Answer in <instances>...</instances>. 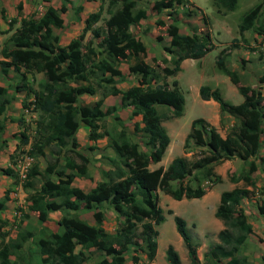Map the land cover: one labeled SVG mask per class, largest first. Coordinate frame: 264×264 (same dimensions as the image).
<instances>
[{"label":"trees","instance_id":"obj_1","mask_svg":"<svg viewBox=\"0 0 264 264\" xmlns=\"http://www.w3.org/2000/svg\"><path fill=\"white\" fill-rule=\"evenodd\" d=\"M68 1L62 0L59 9L49 5L38 17L35 14L21 17L19 27L3 43L0 49V74L7 76L12 70L19 76V81L14 85L10 82L7 88L0 86V117L12 99L9 89L24 93L22 110H30L37 115L33 129L25 125L21 118L12 120L18 121L22 127L20 145L27 146L22 152L33 158L23 189L28 192L29 209L38 213V221H45L49 211L62 208L77 210L83 203L84 208L94 210L95 224L90 225L77 216L63 215L59 220L60 231L39 238L35 242L36 253L26 257L20 249L32 232L19 227L16 236L9 237V231L4 229L8 221L0 219V264H19L20 261L26 264H87L90 248L105 255L99 263L92 264H124L125 254L130 250L133 262L139 260L140 251L151 263L158 246L159 231L156 227L165 221L158 191L175 200L200 198L207 192L201 186V180H196L195 185L184 181L195 172H204L205 180L219 183L222 178L214 172V166L233 157L245 162L246 169L229 179L232 182L242 181L243 186L220 194L215 217L221 220L223 227L217 234L218 241L212 243L204 253V260L205 264H253L241 254L243 244L253 232L241 203L256 192L252 177L258 167L256 160L264 163V156H259V149L264 144V138L261 139L264 135V92L240 83L237 71L226 62L232 49L222 48L216 55V67L236 85L243 100L237 104L231 103L223 98L218 88L204 84L199 86V96L202 100L213 99L219 104L221 122L225 113L234 116V126L223 137L205 119H194L183 148L186 151L189 143H193L200 149L191 157H174L167 167L150 169L149 164L161 161L170 143L169 134L162 123L183 115L185 96L177 79L168 83L167 74L163 73L155 59L153 64L144 61L147 47L130 31L132 26H138L147 17L146 9L138 5L142 0H107L108 17L103 19L101 25L97 26L96 23L102 19V5L85 19L80 36L90 31L91 37L84 42L77 37L63 46L54 28L63 27L61 13L66 10ZM213 1L218 10L227 12L236 10L238 6V0ZM182 3L183 0H154L153 5L157 12H161L164 9L172 11ZM20 9L21 4H18L19 13ZM80 9L81 6H78L77 10ZM1 13L3 15L4 10ZM263 13V4L248 9L240 19L239 38L235 40L246 41L244 32L252 28ZM176 20L175 17L172 21ZM15 21V18L9 21V30ZM173 22L166 28L169 43L163 47L170 54V59L164 58L162 61L172 63L171 73L176 75L184 59H200L213 47L208 32L188 35L181 33ZM257 29L262 32L263 26ZM120 62L128 63L131 73L143 77L141 85H132L125 90L116 86L115 77L123 80L122 72L117 68ZM36 74H42V77L36 80ZM260 81H264V78ZM97 92L102 98L120 95L122 107H131L134 115H142L143 126L135 123L133 131L140 133L142 141L149 148L148 153L140 149L126 129L100 124L111 110L103 111L99 106L79 103L81 94L93 95ZM79 118L87 120L92 134L108 135L112 148L121 160L118 165L113 162L114 168L104 172V179L87 192L72 186L76 176H88L89 158L77 150L79 144L75 138ZM115 118H118L117 115ZM102 126L106 128L97 133ZM4 130L5 123L0 119V149L5 145L2 139ZM46 148L57 157L49 159L46 168L41 170L38 158L44 156ZM60 156L62 164L59 163ZM13 158L14 155L10 154L12 164L15 163ZM0 174L14 180L17 177L10 166L0 168ZM53 176L57 181L52 179ZM173 181L178 182L176 187L172 185ZM37 182L40 183L38 187ZM259 192L261 198L257 209L264 218V187ZM7 200L8 196L5 195L0 201V211L5 209ZM104 202L122 217L112 234L103 228L101 205ZM168 213L171 214V210ZM174 222L190 264H200L197 246L192 242L186 221L174 215ZM77 246L81 247L78 251ZM11 256H15V259H11ZM35 257L41 259L35 260ZM165 257L170 264H181L179 254L171 244L165 250Z\"/></svg>","mask_w":264,"mask_h":264},{"label":"crops","instance_id":"obj_2","mask_svg":"<svg viewBox=\"0 0 264 264\" xmlns=\"http://www.w3.org/2000/svg\"><path fill=\"white\" fill-rule=\"evenodd\" d=\"M18 4H21L20 13L17 10ZM49 5L53 6L56 9H59L62 5V0H48V1L46 0H0V49L3 43L14 32V30L17 27H19L21 17H29L32 14H35V17H38L45 11L46 7H48ZM101 5L103 7L101 18L102 17L107 18L108 14L104 16L106 12V3H103L101 0H80L79 4H74V0H69L66 4V10L61 13V16L64 20L63 27L59 29L54 28V31L59 35V43L64 46V45L69 44L72 40L79 37L81 33L83 32V28L85 26V19L87 18V16L90 13L97 12L100 9ZM138 5L140 6L141 4L138 3ZM78 6H81L80 10H77ZM1 10H4L3 15L1 13ZM13 18H15L16 21L13 23L12 29L9 30V21ZM257 20L255 21V24L252 28L244 32V38L246 40L245 42H248L250 45H254L255 43L260 44V42L264 43V33L261 31H258L257 29L260 27V25H262L261 20L260 22H257ZM142 24L143 22L141 21L139 26ZM133 27H136V26H132L130 28L131 33L135 37L143 41V43L147 47V54L150 55V53L148 52L149 47L146 43V40L141 35H135L133 33ZM179 29L181 33H185L188 35H191L192 33H198V32H195L193 29L191 30L189 29L183 30L181 28ZM90 35H91L90 31L86 32L84 35L85 40L89 39ZM94 46H96L95 41H94ZM238 50H239L238 48H235L232 51L231 56H233V58H234V53L238 54ZM253 55H255V50H253L252 52H250L249 55H247V59H251L252 57H255ZM163 56L166 57L167 60L170 59L169 55L167 56L163 54ZM205 56H203L200 59H190V58L184 59L180 64L181 70L178 72V74H180L181 71L183 70L184 62H186L187 60H194V62L197 60L200 61V60H203ZM1 58L2 56L0 53V59ZM144 61L149 63V56L145 57ZM232 64L236 66L237 62L233 61ZM117 68L122 72V75H123V80H121L122 78L120 77H115L116 86L118 88L125 90L132 85L142 84L143 77L139 74L131 73L129 71L128 63L120 62L117 65ZM36 77L40 79L42 77V74H36ZM174 79H177V77ZM18 81H19V76L12 70L9 71L7 76H3L0 74V86L7 88L9 87L10 82L13 83L14 85ZM167 81L168 83H170V80H167ZM222 81L224 83L228 81V83H231L237 89L236 85H234L230 81L229 77H228V80H225L224 78ZM123 83L125 85H123ZM219 85H220L219 83H215L214 87L212 88H218ZM234 87H232V89L235 91ZM198 92H199V87H198ZM8 93L11 95L12 99H11V102L7 105V108L4 111V113L0 117V119L5 123V130H4L2 139L5 140V142H7L6 145H3V150L0 151V168L10 166L17 176L16 166L15 164L11 163L10 154H12L13 151H15L17 147L20 145V142H18V138L13 136V131L14 130L21 131L22 127L20 125L18 126V124L16 123L17 121L12 120V119L15 118L19 112H22V117H25L26 116L25 112L27 110H24V111L22 110L21 102H22V99L24 98V93H16L14 92L13 89H9ZM79 103L81 105L99 106L103 111L107 109L111 110V113L104 118V119H107L106 127L112 126L115 129H120V128L126 129L130 133L132 140L138 142L140 149L143 150L144 152H147V153L149 152V148L142 141L140 137V133H134L133 131L135 123L139 124L140 127L143 126L142 115L140 113L134 115L132 113L131 107H122L120 95H108L102 98L99 92L93 95L84 93L79 96ZM203 103L209 105L211 112L209 113V111H206L205 116L198 117V118H203L206 121H208L211 125L217 128L221 136L225 137L226 134L234 126L235 117L225 113L224 120L223 122H221L219 104L213 99L203 100ZM185 109H186V100H185ZM115 115H117L118 117L117 119L115 118ZM180 117L171 118L170 121H174V120L177 121ZM162 124L165 126L169 134V137H170V143L165 150V152H167L168 150L169 151L171 150L173 140H172V137L170 136V132L168 130L167 125L164 122ZM103 127L105 126L99 127L96 132L97 133L103 132V129H104ZM75 138L79 144V146L77 147V150H80L86 157L89 158V163L87 166L88 176L87 177L76 176L72 181V186L81 188L83 191L87 192V191H90L93 187H95L98 182L104 179V176H103L104 172H107L114 168L115 165L113 162H115L118 165V164H121V160L116 155L114 149L112 148L109 136L106 134L102 136H97L95 134H92L87 125V120L84 118H79V127L75 133ZM263 138H264V135L261 137V139ZM21 155L26 156L27 154L23 153ZM180 155H186L183 151V141H182V149H181ZM2 156H3V162L1 161ZM259 156H264V144H262V146L259 149ZM54 157H57V155L51 154L50 149L46 148L44 156H41L38 158L39 167L41 168V170L46 168L48 164V160L54 159ZM172 159L171 158L169 159V163L171 162ZM59 163L60 164L63 163V159L61 156L59 158ZM161 163H162V159L161 161L157 163H150L149 168L155 169V168H158L159 166H163V167L168 166V165L167 166L162 165ZM256 163L258 164V167H257V170L253 173L252 177L256 183V188L259 189L260 186H258L257 184L258 179H256L257 177L256 173H259L261 175L262 180L264 182V163L260 164L258 159L256 160ZM235 166H239L240 172L246 169L245 162H243L237 157H233L231 159L225 160L215 165L213 170L216 174L221 176L222 181H227L226 180L227 172L235 171L236 170ZM52 179L54 181H57V178L55 176H53ZM212 184L213 185L211 189L206 188L207 192L205 193V195L202 196V198L203 200L206 198L209 199V202L212 205V212L214 213V216H215V210L219 202L220 194L225 190H222V191L215 190L218 184H222L220 182L212 183ZM39 185L40 183L37 182L36 187H38ZM201 186L204 187V183L201 182ZM227 186H228L227 190H230L236 186H243V182L242 181H237V182L228 181ZM257 189H256V192H258ZM0 190L6 191L11 197L10 200L8 199L6 201L5 209L0 211V214L2 216V217L0 216V219L8 221V225H6L4 229L9 231V237L14 238L16 236V232L19 229V227L27 229L30 232H32V236L24 243L23 247L20 249L21 253H23L26 257H29L30 255L36 253L35 242L39 238L49 236L53 233H58L60 231L59 220L62 218L63 215L77 216L78 218L82 219L83 221L87 222L90 225L95 224V219L93 216L94 210L84 208L83 203L80 204L77 210H66L65 208H62L60 210L49 211L47 214V219L45 221L43 222L38 221V213L29 209L30 202L27 200V197H26L28 192L23 189V183H21L18 177H16L14 180V178L12 177L0 174ZM256 192L250 198H244L241 204H242V207L244 209V212L248 220H249V215L253 214L255 218H257V216L261 217V219L263 220V225H264V218L259 214L258 209H257L261 195L260 193H256ZM21 193H23V195H26V196L23 198ZM168 196L165 197V203H163L164 206L162 207V209H164L165 207L167 211L171 210L172 212L171 214H173L174 216L176 215V212L174 211V208L171 206V202L173 200L171 199L172 197L170 198ZM167 200L169 202H166ZM13 206H16L15 207L16 209L15 208L13 209ZM101 209L104 213L103 228L108 233L112 234L117 229L119 222L122 220V217L118 214V212L111 205H109L106 202H104L101 205ZM167 214H170V213H167ZM208 216L209 218L211 217L210 214ZM211 219L215 220V218H211ZM216 221H217L216 224H219L217 227V234H218L219 230L223 227V224L221 220L219 219ZM249 222L251 223V225H253L252 221L249 220ZM252 228L254 230L255 227L252 226ZM80 248H81L80 246H77L76 251H78ZM177 253L179 254L178 251ZM242 253L243 252L241 248V254ZM197 256L200 260V264H205L204 253L202 254V256H200V254H198L197 252ZM138 257H139V260L135 263L130 259V256H128V254H125L124 264H156L155 263L156 256H155V259L151 263L147 262L146 255L143 252L139 251ZM179 257L181 260V264H190L187 250L186 252H183L182 256L179 255ZM36 258L38 260L41 259L40 257H35V260ZM104 258H105V255L102 251H97L94 248H90L89 249V261L87 262V264H92L94 262L99 263ZM11 259H15V257L11 256ZM19 264H26V263L24 261H20ZM163 264H170V263L167 261V262H164Z\"/></svg>","mask_w":264,"mask_h":264},{"label":"rangeland","instance_id":"obj_3","mask_svg":"<svg viewBox=\"0 0 264 264\" xmlns=\"http://www.w3.org/2000/svg\"><path fill=\"white\" fill-rule=\"evenodd\" d=\"M106 2L107 0L103 3ZM153 2L154 0H142L139 2L141 6L146 9L147 17L142 20V25L133 27V33L135 35H141L146 40L149 47L148 52L150 53V55L146 54V57L149 56V63L153 64V59H155L156 64H159L163 73L167 74L166 79L170 80V82L177 77L186 100V109L183 116H181L177 121H164L173 140L171 150L165 152L162 158L161 164L167 166L170 158L172 159L181 154L182 141L184 144V139L189 132L192 120L205 116L206 111H209V113L211 112L209 105L203 103V100L199 96L198 87L200 85L204 84L214 87L215 83H219L220 85L218 86V89L224 99L234 104L240 103L243 100L242 95L238 93L237 89L231 83H228V81L224 83L222 81L224 78L225 80H228V77L225 74H222L216 67V55L222 48L227 47L230 50L232 49L230 51V55L226 57V62L231 69L237 71L240 83L245 85L250 84L256 89L264 92V81H262L263 83L260 81L261 78H264V43L260 42V44L255 43L254 45H250L248 42L235 40L239 38L238 24L243 14L257 4H263L264 10V0H238L237 8L232 12H227L223 9L218 10V7L214 4L213 0H183V3L177 5L172 11L170 9H164L161 12H157L154 9ZM79 3L80 0H74V4ZM107 14L108 13L105 12L104 16ZM175 17L177 20L176 22H173L172 20ZM104 18L105 17H102L96 25H101ZM260 20L263 26L262 32L264 33V13L260 18H258L257 22H260ZM172 22L177 24V26L183 30L193 29L198 33L208 32L212 38L210 44L214 48V50L212 49L206 54L203 60H197L195 61L196 63L194 60H187L184 62L183 70L180 74H174L175 76L171 73L173 68L172 63L162 61L166 58L163 54L170 56L168 52L164 51L163 47L169 43V36L167 35L166 28ZM78 38L82 42L85 41L84 36H79ZM235 48H238L239 50L238 54L234 53L233 58L231 54ZM253 50H255V55H253L255 57L247 59V55H249ZM233 61L237 62L236 66L232 64ZM36 80H38L37 77ZM124 83L123 85H125ZM232 87L235 88V91ZM25 114L26 116L22 117V112H19L15 118H21L24 120L25 125H28L30 126V129H33V125L37 117L36 113L27 110ZM103 121L106 125L107 119H104ZM103 121H101L100 124H103ZM16 123L18 126L20 125L18 121ZM20 132H22V130L13 131V136L18 138V142H20ZM4 144L6 145L7 142ZM26 148L27 146H21L13 151V161L21 159V154L23 153L22 150H26ZM199 149L200 148L195 144L189 143L186 151L184 148L183 151L186 156L191 157L192 154ZM1 150H3V147L0 151ZM1 161L3 162V156ZM235 168V171L227 172V181H221L220 183L222 184H218V186H216V191L228 189V181H231L229 177L231 175L238 176L240 174L239 166H235ZM256 176V179H258L257 184L260 186L259 189H257L258 192L256 193H260V189L264 187V182L259 173H256ZM199 179L201 180L200 183H204L205 188L211 189L213 184L211 181L205 180L204 172H195L184 182L195 185L196 180ZM172 185L176 187L178 182L173 181ZM21 194L23 198L26 196L23 195V193ZM5 195H7L10 200V195L6 191L0 190V201L3 200ZM158 196L159 204L163 207L165 197L168 195H165L162 191H158ZM171 199L173 200L171 202V206L174 208L176 215L182 217L186 221L187 229L191 235L192 242L197 246L198 254L202 256V254L206 252L205 250H207L212 243L218 241L217 227L219 224H216V220L218 219L212 212V205L210 204L209 199L206 198L203 200L202 197L182 200ZM166 202L169 201L167 200ZM16 206H13V209ZM163 211L166 217L165 221L156 227L159 231L157 238V254L155 259L156 264H163L164 262H167L165 250L169 244L174 246L180 256L183 255V252H186L182 239L176 230L173 214H167L168 211L165 207ZM209 214L211 215L210 218L208 216ZM211 218H215V220ZM249 220L253 222L252 226L255 228L242 247V254L245 255L253 264H264L263 220L258 216L255 218L253 214L249 215ZM126 254H128L131 259L132 250Z\"/></svg>","mask_w":264,"mask_h":264},{"label":"built area","instance_id":"obj_4","mask_svg":"<svg viewBox=\"0 0 264 264\" xmlns=\"http://www.w3.org/2000/svg\"><path fill=\"white\" fill-rule=\"evenodd\" d=\"M21 157L22 158L16 160L14 164L16 166L17 177L21 183H23L27 178V173L31 168L33 158L28 155H22Z\"/></svg>","mask_w":264,"mask_h":264}]
</instances>
